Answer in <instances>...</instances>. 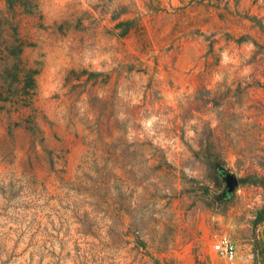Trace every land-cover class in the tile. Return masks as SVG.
I'll return each mask as SVG.
<instances>
[{
    "label": "rangeland",
    "instance_id": "rangeland-1",
    "mask_svg": "<svg viewBox=\"0 0 264 264\" xmlns=\"http://www.w3.org/2000/svg\"><path fill=\"white\" fill-rule=\"evenodd\" d=\"M0 89V264H264V0H0Z\"/></svg>",
    "mask_w": 264,
    "mask_h": 264
},
{
    "label": "built area",
    "instance_id": "built-area-1",
    "mask_svg": "<svg viewBox=\"0 0 264 264\" xmlns=\"http://www.w3.org/2000/svg\"><path fill=\"white\" fill-rule=\"evenodd\" d=\"M214 250L228 260H232L236 255V246L228 236H222L213 245Z\"/></svg>",
    "mask_w": 264,
    "mask_h": 264
},
{
    "label": "trees",
    "instance_id": "trees-1",
    "mask_svg": "<svg viewBox=\"0 0 264 264\" xmlns=\"http://www.w3.org/2000/svg\"><path fill=\"white\" fill-rule=\"evenodd\" d=\"M19 5H24L22 3V1H18L17 2ZM12 4V3H11ZM13 5V4H12ZM20 55H22V53H20ZM38 74V71H34L32 72L30 75L36 77ZM27 88H34L35 87V80L34 79H31V78H28V81H27V85H26ZM7 100V97H5L4 95V92L0 89V102L2 101H6Z\"/></svg>",
    "mask_w": 264,
    "mask_h": 264
},
{
    "label": "water",
    "instance_id": "water-1",
    "mask_svg": "<svg viewBox=\"0 0 264 264\" xmlns=\"http://www.w3.org/2000/svg\"><path fill=\"white\" fill-rule=\"evenodd\" d=\"M227 180H228V184H229V187L231 188V189H234V188H236L237 186H238V180H237V178H235V177H233V176H229L228 178H227Z\"/></svg>",
    "mask_w": 264,
    "mask_h": 264
}]
</instances>
